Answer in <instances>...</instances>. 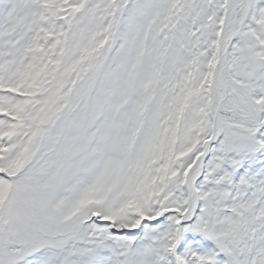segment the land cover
<instances>
[{"label": "snow or ice", "instance_id": "snow-or-ice-1", "mask_svg": "<svg viewBox=\"0 0 264 264\" xmlns=\"http://www.w3.org/2000/svg\"><path fill=\"white\" fill-rule=\"evenodd\" d=\"M0 264H264V0H0Z\"/></svg>", "mask_w": 264, "mask_h": 264}]
</instances>
